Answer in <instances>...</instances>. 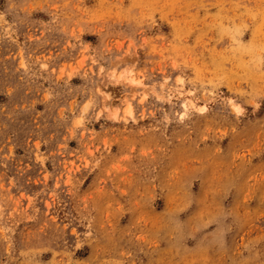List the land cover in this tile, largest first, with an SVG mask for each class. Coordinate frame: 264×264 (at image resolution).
<instances>
[{"label": "rangeland", "instance_id": "obj_1", "mask_svg": "<svg viewBox=\"0 0 264 264\" xmlns=\"http://www.w3.org/2000/svg\"><path fill=\"white\" fill-rule=\"evenodd\" d=\"M0 264H264V0H0Z\"/></svg>", "mask_w": 264, "mask_h": 264}]
</instances>
